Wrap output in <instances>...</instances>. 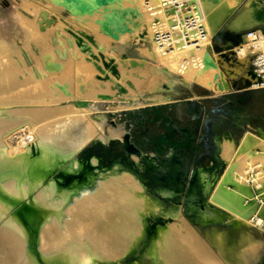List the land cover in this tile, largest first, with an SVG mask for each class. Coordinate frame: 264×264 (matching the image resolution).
I'll return each mask as SVG.
<instances>
[{
  "label": "bare ground",
  "instance_id": "bare-ground-1",
  "mask_svg": "<svg viewBox=\"0 0 264 264\" xmlns=\"http://www.w3.org/2000/svg\"><path fill=\"white\" fill-rule=\"evenodd\" d=\"M46 1L51 10L67 11L77 31L53 26L47 6L41 11L37 5L35 13L27 3L31 16L41 11L38 23L21 21L30 42L17 53L0 51V264H229L225 228L264 224V133L246 132L237 145L221 144L223 166L212 164L202 172L207 202L196 213L200 225L187 220L181 203L150 187L144 174L153 171L154 161L85 149L94 141L122 143L126 135L121 121L106 127V109L90 115L98 104L109 103L114 117L143 104L171 101L160 91L172 83L154 64L213 95L229 93V80L242 73L239 65L264 50L263 0H195L206 37L198 49L173 54H163L153 42V34L167 25L161 0ZM226 18L228 30L251 28L259 35L256 44L244 39L235 66L211 45ZM90 20L102 31L99 42L83 29ZM143 29L150 48L139 49L140 57L117 56L114 46L103 56L107 45L138 40ZM31 44L40 51L37 57ZM69 76L79 81L68 83ZM243 79L248 84L255 78L248 70ZM183 187L174 188L175 198L184 197ZM209 228L213 237L206 243L198 232L209 234ZM231 261L242 264L238 254Z\"/></svg>",
  "mask_w": 264,
  "mask_h": 264
},
{
  "label": "rangeland",
  "instance_id": "rangeland-1",
  "mask_svg": "<svg viewBox=\"0 0 264 264\" xmlns=\"http://www.w3.org/2000/svg\"><path fill=\"white\" fill-rule=\"evenodd\" d=\"M32 1L34 3L29 2V0H0V12H2V15L0 13V26H2V27H0V51L3 50L2 48H5V50L8 49L12 53L14 51H15V53H17L18 50L22 49L21 48L22 46L25 47L28 44V42H30V40H31V38H30L31 35L28 32V29H26L27 25H25V23L26 22H29V20L35 22V20L33 18H35L36 20L37 19L39 20L40 17H41L40 16V12L42 10H44V7H46V6H47L46 7V10H44V11L45 12L48 11L46 13H47V16L50 17V19H51L50 22H52V25L53 26H55L56 23H59V24L64 25V26H62L63 29L65 27L66 28L67 27L68 28L71 27L73 31H75V28H76V31H77V27L76 26H74V27L71 26L70 23H69V21H67V20L70 19L69 13L67 11L60 10V11H58L59 12V15H58V12H56L57 10L55 8H53V10H51L52 9V6L51 7H48L49 5H51L48 1H46V0H43V1L42 0H32ZM24 2H25V4H24ZM44 2L47 3L48 5L45 4ZM27 3L34 5V6L33 5L32 6L30 5L33 10H34V7H36L37 5L40 4L39 7H36L37 9L39 8L38 10H41L40 12L38 11L39 13H37V18L36 17H33L36 14H34L33 16H31L33 13H30V12H34L35 11V13H36L37 11L36 10L33 11L31 8L28 9L29 8L28 7L29 5L27 6L26 5ZM22 5H25V7L27 6L26 7V10L28 9V10H32V11L27 12L28 10L27 11L24 10V8H23L24 6L22 7ZM41 5H43L44 7L41 6ZM22 8H23V11L21 10ZM18 13H19V15H18ZM21 13H23V14H21ZM25 15H26V17H25ZM19 16L21 18H19ZM22 16H24V18ZM55 18H57V20ZM19 19H21V20H19ZM22 19H25V20H22ZM38 20H37V23H38ZM21 21H23L25 23L22 22V25H21ZM53 21H55V23ZM90 21H92V20H90ZM229 21H230V18H226V20L224 21V23L220 26L219 29L216 30V32L211 37V45H212V49H213L214 53H217L216 50H215V48L213 47L214 46L213 44H215V39L218 37L217 34L224 35L225 33H231V32H227L228 29L226 27V25L229 23ZM77 22L78 21H76V23ZM89 23H86L87 24V25L85 24L86 26L85 25H82L83 26V29L84 28L85 29L88 28L86 30H89L87 33L88 34L90 33L89 34L90 37L92 35L91 39H93L94 42H95V40L98 41V37L101 34L100 32H102V31H99L101 29L98 26V24L95 23V21L94 22L92 21V24L93 25L95 24V27L91 23L90 24ZM23 26L25 27V29H22ZM97 27L99 29H97ZM1 28L4 29V30H1ZM89 28H92V29H89ZM83 29H80V31H81L82 34H84L85 31H86V30L84 31ZM249 29H251V28H247V29L245 28L243 30L234 32V34L236 35V40H237L238 43L239 42L241 43L243 34L247 30H249ZM23 30H26V31H23ZM90 30H92V31H90ZM95 30H97L98 32H96ZM27 33H29V34H27ZM75 33H77V32H75ZM144 36H146V30L145 29H143L142 31H140V35H139V38H138L139 41L136 40V39H130V40L126 41L124 44H121V45H119V44H110V45H107L106 46V51H105L106 54L104 53L103 56L106 57L107 54L110 53L111 46H114V47L117 48V50H116V52H117L116 55L117 56L124 55V56H128L129 58H137L138 56L140 57V50L139 49L150 48L149 39L148 38H144ZM213 41H214V43H213ZM16 42H17V44H16ZM6 44H8V45H6ZM24 44H26V45H24ZM32 46L33 45L31 44L30 47L32 48V50L35 49V50H33L34 51L33 53H35V55L37 57L39 55L38 53H40V51L38 50V47L37 48H35V47L33 48ZM234 58H236V57H234ZM234 58L224 59V61L226 62V60H230V64L231 65L232 64H233V66H235L236 64L239 65L236 62V59L234 60ZM29 64H30V62L28 63V65ZM154 65L157 67V69L160 71V73H162V75L167 80H169L172 83L169 88H168V86L166 88H163L162 87V89L160 91L161 95H164V96L168 97V99L169 98L170 99H174V98H177V97L182 96L184 94V92L186 91V89H188L190 91L191 90H194L196 88L197 89L198 88H202V89L207 90L206 88H204L202 86H199V85H196L194 83L187 84L185 81H183L182 77H180L178 74H176V73H174L172 71H169V70L165 69L160 64H154ZM247 65L246 66H245V64H244V66L243 65H239V66H242V73L239 75L238 78H236L237 80L236 79L235 80H229L230 83H232V86H233L232 91L233 90L234 91H237L239 88H241V86H243V85L246 84V83L243 82V80H244L243 78L245 77V73L250 69ZM220 66H222V65H220ZM222 67H221V69H223ZM69 77H67L65 80L68 81V80H72L73 79L71 82L77 80V78H72L71 76H69ZM51 79L52 78H48V80H51ZM94 79L96 81L99 80L97 78V76ZM81 80L82 79L80 78V81ZM77 81H79V79ZM107 81H109V80L106 79V82ZM109 82L111 83V81H109ZM68 83H69V81H68ZM68 83H66V84H68ZM68 85L70 86V84H68ZM71 89L72 88L70 87V90ZM164 92H166V93H164ZM207 92H208V96L209 97H215L216 96L215 94L213 95V93L211 91H209V90H207ZM232 96L233 95L230 92L229 93H226V94H221L220 95V98L221 99L220 100L219 99H216V101H220V102L225 103V102L230 101ZM217 97H219V96H217ZM251 97H252V104H251L252 108L259 115H262V113H263L262 106L264 104V96H263L262 91L252 92L251 93ZM210 100H212V99H210ZM210 100H208V101L206 100L204 106L209 107V105L212 104V102ZM71 101L69 103H71ZM121 101H123V99L120 100V102ZM174 101L175 100H172V101L167 102L165 104H158V105H154V106L153 105L152 106H146V105L143 104V105H140V106H138L136 108H129L128 110H125L123 112H118L114 117H113V114L111 115V113L108 110L109 103L107 102L108 104H106V103H104V104H98V105L96 104L98 110L97 111H93V113L96 112V114H90V115L92 117H94V116L100 115V113H103V112H106L107 111L106 113H103V116H104V119H105V123H106L105 124L106 127L111 126V122L112 121H115V123H120V121H121L120 124L123 125V128H124V130L126 132V136L130 140V144H134L137 147L138 146L142 147L141 146V135L140 134H141V132H142L143 129H144L143 130V134L146 136V138L148 140H151V135H156L157 134V132L155 130H153V129L151 130V132L153 131V133H150L148 131H147L148 133L147 132L145 133L144 120L148 118L147 117V113H148L147 111H149L148 110V107H150V110L152 112L155 111L157 113V112H160V110L162 111V110H165V109L169 108L171 105H173L175 103ZM105 109H106V111H105ZM238 110L241 111L242 113H244L243 109L239 108ZM97 112H99V113H97ZM263 119H264V116H263ZM106 127H105V129H106ZM197 129L200 130L201 129L200 126H197ZM165 141H167V140H165ZM120 144L121 143L114 142V143H110V144H107L106 143L105 145H100L98 143V141H94V142L90 143L89 145H87V147H86L85 150H88L89 152L96 151L95 153L97 155H99V156H102V155H106V156L107 155L117 156V155H119V153L122 152V150L119 148ZM179 145H181V143H179ZM158 147H159V144H158ZM198 147H199V145H196L195 146L196 149H198ZM169 148H171V146H169ZM179 148L180 147L178 145L172 146L173 151L175 150V155H177V157L181 159V156L183 157V153H181V152L178 151ZM145 149H148V147H145ZM149 152H151V151H149ZM165 152H166L165 149L158 150V153L160 154V156L162 158H165L167 156V153H165ZM151 155H152L151 153H148V156L149 157ZM183 159H184V163L185 164L186 163L191 164V159L190 158L185 157ZM155 164L157 165L156 162H155ZM159 167H160V172L165 171V168L167 167L165 161L164 162H161L159 164ZM172 167H173V170L176 169L174 166H172ZM148 176L149 175H147V176L145 175L144 177L149 182L151 188H154L156 190H159L163 194H167L169 196L168 197L169 200L178 199V198H175L176 195L174 194L175 193V189L174 188H178L179 187L178 185L169 184L167 186V185L163 184V186H162V184H160V183H162V181H159L156 178L157 176L154 177V176H151L150 175L151 179H147ZM158 185H159V187H158ZM166 186H167V188H166ZM168 188H170V190ZM172 190H173V193H172ZM191 204L192 203H188L187 206L182 204V206L180 205V207H182V210L186 214V216H187L186 218H187L188 221L193 220V222H195L197 225H200L199 223H201V222H200L199 219H197V216H196L197 211H199L197 209H200V208L196 207L195 209H191V207H192ZM254 223H251L249 225V229H246L245 227L244 228L241 227L242 229L241 228H238L235 231H233V230L231 231V229L225 228L226 229V233H224V235H223V238H224V240H226V245H227V248H226L227 249L226 250L227 251V254L225 255V257H226V260L228 261L229 264H234L231 260L234 261L236 259L237 254H238V257H239V261L242 264H264V224H262L259 227L258 226L255 227L254 226ZM209 230H211V228H209L207 230L209 234H206V232H205L204 229L198 232L199 233V236L206 243H210L211 242V238L213 237V231L212 230L209 231ZM236 231H237V234H236ZM242 232H244V233H242ZM247 234H248V236H247ZM249 241H254V243L246 245ZM233 242L235 244H233ZM244 242H246V243H244ZM229 245H230V248H229L230 251L228 250V246ZM251 245H253V246H251ZM212 249H213V251L217 255L222 256V253H220L218 251V249H216L215 247H212ZM231 250L233 251V253H232ZM233 257H234V259H233Z\"/></svg>",
  "mask_w": 264,
  "mask_h": 264
},
{
  "label": "flooded vegetation",
  "instance_id": "flooded-vegetation-1",
  "mask_svg": "<svg viewBox=\"0 0 264 264\" xmlns=\"http://www.w3.org/2000/svg\"><path fill=\"white\" fill-rule=\"evenodd\" d=\"M227 32H236L227 30ZM215 44H222V40L220 38L215 39ZM218 98V97H215ZM214 100V97H208V100ZM212 100H210L212 102ZM220 100V99H219ZM220 103V101H217V103ZM185 102H182L183 105ZM175 104L171 105L169 108L165 110H160V112L155 111H147V119L144 120L145 125V133L148 131L150 133L151 130H155L157 132L156 135H151V140H148L146 136L143 134V130L141 132V146H135L134 144H130V140L125 135L123 137V142L120 144L119 148L122 150L121 153H127V154H133L142 156V160L144 161H155L157 163L156 166H154L153 171L147 172L149 174H144V176L149 175L147 179H151V176L156 177L159 181H162L163 184L169 185H179L180 187L184 186V197L182 196L180 199H173L171 200L175 204H180L182 206L186 205L188 203H192V206L195 207H204L207 202V194H206V188L205 185L197 184V177L199 172L200 165L206 161V160H215V156L217 155V149L213 147L211 144H204L203 142H198L193 140L192 143L189 144L191 141L187 136L194 131L189 130V126L193 124L188 125H181L178 124L176 120L173 118V107ZM193 103H190V109L193 113H198V110L200 107H193ZM202 107V106H201ZM215 113V112H214ZM192 113H190L191 115ZM156 116V117H155ZM187 120V119H185ZM202 124L196 123L194 124L195 130L197 131V126H200L201 128ZM203 131L209 133L211 130V124H207L205 126H202ZM195 131V132H196ZM147 132V133H148ZM189 139V140H188ZM167 140V141H165ZM181 143V145H179ZM159 144V147H158ZM178 145L179 152L183 153V157L181 156V159L175 155V150L173 151L172 146ZM196 146L199 145L197 151L192 157V154L189 150V146ZM171 146V148H169ZM188 146V148H187ZM145 147H148V149H145ZM182 147V148H181ZM165 149V153H167V156L165 158H162L160 154L158 153V150ZM151 151V152H149ZM136 152V153H135ZM147 154H146V153ZM148 153H151L152 155L149 157ZM190 158L191 164L184 163L183 158ZM166 163L165 171L160 172L159 164L161 162ZM218 163V162H217ZM174 166L176 169L173 170ZM190 174H192L190 176ZM161 175V176H160ZM196 181V182H195ZM149 184V182H148ZM150 185V184H149ZM176 187V186H175ZM178 187V188H180ZM170 189V188H168ZM205 190V191H204ZM204 195V196H203ZM192 196V197H191ZM205 197V198H204Z\"/></svg>",
  "mask_w": 264,
  "mask_h": 264
},
{
  "label": "built area",
  "instance_id": "built-area-1",
  "mask_svg": "<svg viewBox=\"0 0 264 264\" xmlns=\"http://www.w3.org/2000/svg\"><path fill=\"white\" fill-rule=\"evenodd\" d=\"M161 10L166 17L167 25L153 34L156 48L163 54L198 49L206 37V31L202 21L195 14V0H161ZM217 36L222 40V44H213V47L222 59L241 55L244 39L249 44H256L259 41V35L253 29L243 34L241 43L237 42L234 33ZM247 59V66L255 79L248 80L249 83L243 85L240 90L262 91L264 96V50L250 54Z\"/></svg>",
  "mask_w": 264,
  "mask_h": 264
},
{
  "label": "crops",
  "instance_id": "crops-1",
  "mask_svg": "<svg viewBox=\"0 0 264 264\" xmlns=\"http://www.w3.org/2000/svg\"><path fill=\"white\" fill-rule=\"evenodd\" d=\"M252 92H255V91H250V90L242 91L240 90V88L237 91H234V90L232 91L231 89L230 93H232L233 96L231 97L230 101L225 102V103L215 102V103L210 104L209 107L205 106L208 109L213 110L215 113L209 119L205 118L202 120L201 128L202 126L211 124L212 131L210 130L209 133H207L203 131V129H200V130H197L196 132H191L187 136L191 140L189 144L193 142L192 141V138H193V140L195 141H198V142L200 141L208 145L211 144L213 147L217 149V152H218L217 155L215 156V160H212V161L206 160L200 165L199 172H198L199 174L196 179L197 184L199 183V184L205 185V178L202 175V172L205 168H208L212 164L215 165L216 167L223 166L224 161L222 160L221 156H219L220 150H221V144L223 142H231L234 145H237L240 139L244 136L246 132H251L258 136L263 135V132H264L263 113L262 115H259L252 108L251 106L252 104L251 93ZM208 97H209L208 92L205 89L196 88L191 91L186 89V91L184 92L182 96L171 99V101L172 100H175L174 102L191 101L193 103L192 105L193 107H201V106H204L206 100L208 101ZM263 106H262V109H263ZM239 108L243 109L244 113L239 111L238 110ZM189 147H190L189 150L193 157L197 149L195 148V146H192V145H190ZM191 175L192 174H190V176Z\"/></svg>",
  "mask_w": 264,
  "mask_h": 264
},
{
  "label": "water",
  "instance_id": "water-1",
  "mask_svg": "<svg viewBox=\"0 0 264 264\" xmlns=\"http://www.w3.org/2000/svg\"><path fill=\"white\" fill-rule=\"evenodd\" d=\"M231 33H234V32H231ZM218 88L221 89V86L218 85ZM214 99L215 100H212V103L217 102L216 99H221V98L219 97V98H214ZM190 103L191 101L185 102L184 103L185 105L182 104V101H178L174 103L175 105L173 107V118L174 120L177 121L178 124H181V125H188V124H193V123L201 124L203 119L205 118L209 119L211 116H213L214 111L208 109L205 106L200 107V109L198 110V113L196 114L191 112ZM148 110L150 111V107H148ZM190 113L192 114L190 115ZM194 124L189 126L190 131H196ZM195 208L196 207L194 206L191 207V209H195ZM197 210H204V207H200V209H197ZM183 214L185 215V217H187L184 212Z\"/></svg>",
  "mask_w": 264,
  "mask_h": 264
}]
</instances>
